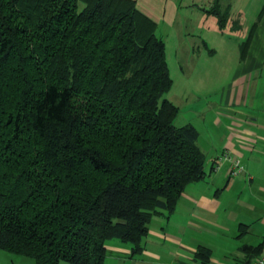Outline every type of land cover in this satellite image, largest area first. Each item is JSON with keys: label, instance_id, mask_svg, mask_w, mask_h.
I'll use <instances>...</instances> for the list:
<instances>
[{"label": "trees", "instance_id": "obj_1", "mask_svg": "<svg viewBox=\"0 0 264 264\" xmlns=\"http://www.w3.org/2000/svg\"><path fill=\"white\" fill-rule=\"evenodd\" d=\"M204 9L226 26L230 7ZM156 29L136 0H0L1 248L103 264L116 237L137 253L153 215L204 176L199 130L176 124L164 96L173 78Z\"/></svg>", "mask_w": 264, "mask_h": 264}, {"label": "crops", "instance_id": "obj_2", "mask_svg": "<svg viewBox=\"0 0 264 264\" xmlns=\"http://www.w3.org/2000/svg\"><path fill=\"white\" fill-rule=\"evenodd\" d=\"M136 1L156 20V31L163 32L160 36L164 39L179 19L196 24L194 29L199 32L216 31L219 42L226 27H230L228 24L238 21L239 26L230 27L229 32L238 38L236 45L248 37L255 22L257 25L245 52L240 50L232 83L219 99L218 113L212 115L219 135L214 139L213 133L206 130L201 136L199 131L198 144L206 155L204 176L186 186L171 213L153 215L141 251L132 253L130 241L107 239L103 264H246L254 256L251 247L264 242V16L250 24L240 9L238 17L234 19L230 14L226 26L221 28L217 16L204 9L214 0ZM220 2L225 7L224 0ZM226 6L231 10L230 2ZM228 54H234V47ZM237 159L243 168L233 173ZM254 163L258 166L251 173L248 169ZM247 176L251 182L256 181L252 186L254 193L247 189ZM234 197L243 208L232 205ZM200 245L210 249L208 258L197 255ZM0 264L36 261L0 247Z\"/></svg>", "mask_w": 264, "mask_h": 264}, {"label": "rangeland", "instance_id": "obj_3", "mask_svg": "<svg viewBox=\"0 0 264 264\" xmlns=\"http://www.w3.org/2000/svg\"><path fill=\"white\" fill-rule=\"evenodd\" d=\"M229 2L231 3L230 14L234 15V19L238 17L240 9L251 21L250 24L254 22L253 19L259 22V17L264 16V0H224L225 7ZM261 11L263 12L260 16ZM208 23L204 25L207 26ZM195 25L179 19L175 23V28L169 32V36L164 35L167 43V60L173 78V85L164 96L179 106L176 124L193 122L201 136H204L203 133L207 130L213 133L215 139L219 135V130L211 118L214 112L218 113L216 108L219 109L221 106L219 104L221 94L223 95L232 83L236 72L235 62L239 58L241 45L240 43L236 45L238 38L229 33L233 29L232 23L228 24L232 29L226 27L220 42L216 40V31L199 32L194 29ZM183 29L186 30L182 34ZM157 33L161 35L163 32L157 30ZM212 47H216L218 53L216 49L211 50ZM233 47L234 54H228ZM263 90L264 87H262ZM246 107L241 106L243 109ZM202 140L200 139V143H203ZM257 166L258 164L254 163L252 169L248 171L255 173ZM255 184L256 181L251 182L247 176V189L252 190L253 193L252 186ZM231 203L240 209L243 208L235 202V197Z\"/></svg>", "mask_w": 264, "mask_h": 264}, {"label": "built area", "instance_id": "obj_4", "mask_svg": "<svg viewBox=\"0 0 264 264\" xmlns=\"http://www.w3.org/2000/svg\"><path fill=\"white\" fill-rule=\"evenodd\" d=\"M242 165L240 164L239 160L234 161V166H233V173H237L238 171L242 170ZM247 264H264V249L251 257L250 261Z\"/></svg>", "mask_w": 264, "mask_h": 264}]
</instances>
